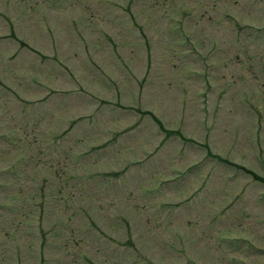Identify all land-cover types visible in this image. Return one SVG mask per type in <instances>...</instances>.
Here are the masks:
<instances>
[{"label":"rangeland","instance_id":"obj_1","mask_svg":"<svg viewBox=\"0 0 264 264\" xmlns=\"http://www.w3.org/2000/svg\"><path fill=\"white\" fill-rule=\"evenodd\" d=\"M0 264H264V0H0Z\"/></svg>","mask_w":264,"mask_h":264}]
</instances>
